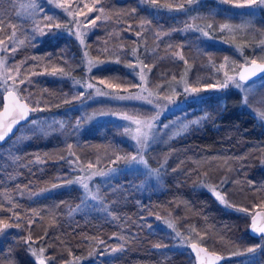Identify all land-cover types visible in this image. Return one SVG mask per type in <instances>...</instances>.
<instances>
[{
  "label": "trees",
  "instance_id": "16d2710c",
  "mask_svg": "<svg viewBox=\"0 0 264 264\" xmlns=\"http://www.w3.org/2000/svg\"><path fill=\"white\" fill-rule=\"evenodd\" d=\"M9 1L0 0V38L8 33L7 22L13 20ZM182 1L185 0L172 2ZM209 2H203L201 8H209ZM97 6L104 9L107 17L96 22L95 29L85 38V46L90 53H98L95 47L102 46L103 41L110 46L100 50L98 58L102 64L93 71L108 82L120 84L127 81L130 74L123 63L125 56L119 55L114 59L118 56L117 43H122L125 48L135 45L137 25L147 18L148 11L137 0H99ZM171 20L168 15L166 18L162 16L158 22L166 28ZM218 20L232 25V32L222 31V38L234 43L245 55L249 54L255 42L251 41L250 45L240 43L243 37L246 40V30L252 27L264 30L262 16L244 18L221 14ZM57 21H64L63 17L54 22ZM20 23L19 31L25 34L26 39L16 48L11 61L21 62L23 72L61 70L70 71L73 75L81 72L83 62L73 37L68 39L62 34H47L29 39V22L23 20ZM172 36L174 44L181 42L177 32H173ZM182 50L190 51L188 46L182 47ZM140 52L143 61L151 67L152 79L164 83L176 80L186 66L170 56L160 58L157 54ZM260 52L254 53L261 56ZM226 53L227 50L220 47L205 49L199 51L196 58L187 59V63L192 71L200 59L212 55L220 60ZM35 79L29 95L34 101L39 97V105L45 108L44 116L52 114L58 107L69 106L74 95L70 80L53 77ZM223 96L219 100L207 98L201 107L205 112L201 124L163 147L162 151H171L166 161L164 188L149 193L138 203L130 195L135 190L126 191L128 184L123 182L120 184L122 187L119 186V190L110 195L108 206L113 216L108 219L94 213L69 214L70 209L81 200L82 190L75 184L35 199L26 192L69 179L71 175L65 155L70 150L76 151L84 161L94 159L101 151H108L107 147L116 151L115 142L107 135L109 129L100 132V127H97L94 134H82L80 140L74 142L71 138L64 140L60 134L43 133L37 129L19 136L30 125V120L19 126L17 132L0 145V219L20 225L19 228L13 226L0 238V264H36L24 243L29 235L34 245L46 249L42 256L49 264H63L77 257H86L92 252H99L105 245H120L123 248L111 260L100 257L96 264H192L193 256L188 248L189 254L161 248L168 244L169 237L163 230L151 231L145 227L144 221H151L146 218L149 214L171 215L182 231L187 230L193 239L201 242L199 244H205L216 253L229 254L234 247L243 249L261 242L262 247L258 248L255 257L227 256L219 264H264V240L261 236L249 234L250 215L237 210L247 208L253 212L260 209H253L254 204L264 203V167L260 164L264 160V122L240 108L238 93L227 92ZM1 103L0 97V106ZM75 113L72 110L70 115L64 116L71 118ZM203 176L213 183L223 181L221 191L232 208L216 201L197 184ZM18 190L24 193L17 194ZM16 214L19 215L18 221ZM29 221H32L31 225Z\"/></svg>",
  "mask_w": 264,
  "mask_h": 264
},
{
  "label": "rangeland",
  "instance_id": "374dc122",
  "mask_svg": "<svg viewBox=\"0 0 264 264\" xmlns=\"http://www.w3.org/2000/svg\"><path fill=\"white\" fill-rule=\"evenodd\" d=\"M142 6L147 9V18L139 22L138 30L134 33V38L137 42L132 47H124L122 43H117L118 49L116 50L117 55L114 59L119 58L121 55L125 56L123 63L127 67L130 76L127 81L120 84L111 83L106 81V79L95 75L93 70L98 69V67H92L89 71V64H96L99 62V66L102 61L98 58L100 50L109 49V45H105L104 41L102 46L98 45L95 47L98 53L88 52L86 48L85 38L86 36L95 29L88 21H84L82 15H76L75 18L69 16L63 11L62 8H57V3H65V6H71L73 12L77 11V6H79V11L87 13V9L83 7V4L87 3L89 6L95 3L91 0H54L53 3L49 4L46 0H36V3L42 7L45 11L43 13L37 12L35 15V23L31 18L32 9L30 4L32 0H10L11 13L13 14V20H9L6 24L8 33L0 40H4L5 44L0 45V73L5 75H12L16 77V83L19 86V95L24 99L31 108L37 109L31 112V119L29 121V126L19 133V136L28 135L31 130H39L43 133H55L60 134L64 140L74 139L79 141L82 134L92 135L95 133L96 128L100 127L99 130H107L108 137L118 149L116 151L106 149L108 151H101L94 159L82 160L78 156L76 151L70 150L66 156V162L68 163V170L71 176L70 178L55 183L53 185L38 188L37 190L26 192L31 198L39 197L48 193H52L60 188L68 187L70 184L67 183L69 180L81 179L89 185V191L91 194H95L98 199L92 200L91 197L87 200L84 199L85 193L82 184H76L82 190L81 200L76 203L69 211L70 215L75 213H94L97 215H102L105 218H112L110 212L111 196L113 191L119 190V186L122 187L123 182H126L127 187L125 190L133 189L134 194H130L135 197L136 202L142 201L146 198L149 193L158 192L165 186L164 174L166 169V161L169 158L171 151H162L163 147L170 145L171 140H175L179 137H183L185 134L190 133L191 130L197 128L201 122L204 120L205 112L202 110V104L208 99H222L227 92H236L240 96L239 106L242 109L250 111L257 120L264 122L260 119V114L264 113V87L261 84L264 83V77L255 79V83L252 85L253 91L248 94V104L245 105L242 102V97L245 95L244 92L235 88L234 86H229L226 89H209L206 86L208 84H218L224 80V71H227L230 76H235L237 70L245 62V60L264 58V30H258V28H249L246 30V40L243 37L242 45H250L251 41L254 42V47H252L249 54H243V51L235 46L234 43L224 40L222 38L221 25L229 24L227 21L220 22L218 16L221 14L227 15L228 17H264V8L258 9L253 15H248L249 9L247 8H237L234 7L235 0H229L228 3H223L222 0H208L210 1L209 8H201L200 6L203 2L206 3L207 0H196V2L189 5V0H185L179 3L172 2L171 0H155V4L151 0H137ZM181 5L184 8H181ZM96 7L98 8L97 4ZM255 7V6H253ZM159 9V10H157ZM190 9V11H186ZM47 15H55L60 19L63 17L62 22H56L61 24V28L57 30L55 27L52 28L48 34L56 35L62 34L66 38L73 37L75 43L77 44L78 54L82 58L81 72L78 75H73L70 71H39L25 73L22 69V63L19 61H11L13 57L12 48H17L24 42L25 34H21L19 28L21 29V23L23 20H27L29 24L27 29L29 35L27 38L31 39L41 38L39 33H33L32 29L37 24L43 28L47 21L43 20L42 17ZM97 15L100 19L97 22L106 19V14L103 12H92L88 14L89 21L95 18ZM171 17V23L168 27L163 28V23L158 22L161 17L166 16ZM147 22H150L147 23ZM211 24L213 27L209 29L207 25ZM12 25H16L15 31L16 36L12 37L13 28ZM186 25H192L193 28L189 31H180L184 29ZM231 25V24H229ZM232 26V25H231ZM71 28L74 33H81L83 42L76 35L70 34L68 29ZM199 28L203 31L209 32V36L205 37L201 32L195 29ZM47 31V29H45ZM173 32H177L178 36L182 39L180 43L174 44L172 40ZM220 32V33H217ZM224 33H230L232 31L223 30ZM139 33V35H138ZM217 33V34H216ZM150 37H153L150 39ZM26 39V38H25ZM150 40V41H149ZM175 46H174V45ZM173 45V46H172ZM188 46L190 51L182 50V47ZM216 47L223 48L227 50L228 53L223 54L220 60H216L215 56H208L205 59H200L198 64L194 67L192 71L189 67V58H196L202 50L205 49H215ZM7 48V51L3 49ZM140 50H143V54H157L160 58L164 56H170L177 60L183 62L182 74L176 79L163 81L152 79L151 67L143 61V55ZM260 50L261 56H257L256 53ZM97 53V54H96ZM183 56V59L180 56ZM227 57V62L225 61ZM78 58V56H77ZM133 67H129L128 65ZM225 64L226 67L223 70H219L220 65ZM146 66V67H145ZM19 68V75H17L16 69ZM60 72V73H59ZM141 75L144 76V81H141ZM190 75V76H189ZM37 77H53L58 80L68 79L71 82L73 89V97H71V102L69 106L58 107L52 114L47 113L46 116L45 108L40 104L39 97L35 99L31 98L30 87L35 84V78ZM3 77L0 76V80ZM23 79L24 84H19V80ZM103 80L104 83L101 84L100 81ZM30 81V82H29ZM8 85L12 84V81H7ZM87 83H92L95 88L88 89L85 87ZM187 83L190 86H195L201 88L198 93H184V86ZM101 89L104 92L118 93L120 95L133 94L136 96H142L145 99H113L110 96L99 95L96 89ZM175 89V92L173 91ZM72 93V92H71ZM84 93L83 96L80 94ZM149 93H152L149 96ZM91 94V95H89ZM173 96L175 103H168L164 97ZM148 99L153 100L152 104L147 102ZM75 111V115L71 118L65 117L64 115H70V111ZM66 111V114H65ZM159 113L158 119L154 121V128L151 130L150 135L154 136L155 139L149 140V146L143 151L138 152L136 141L132 139L137 128V125L132 123L131 120H125L122 117L124 115L132 116L134 119L147 120L156 116ZM200 120L197 125H190L187 130L180 132L182 124H187L189 121ZM37 121L36 125L31 124V121ZM164 125H169L165 128ZM142 130L148 131V129ZM87 132V133H86ZM131 133V134H130ZM179 133V134H177ZM175 134V135H174ZM120 149V150H119ZM119 150V151H118ZM142 155L147 165L143 164H128L124 159L116 160L117 156L120 157H131ZM110 158V160H108ZM69 161H74L76 163L70 164ZM91 162L93 168L89 169L88 164ZM260 164L264 167V160H261ZM116 169L109 177L94 176L89 179L91 173L94 171H105L109 169ZM149 170H158V174H149ZM117 182V183H116ZM223 181L220 180L218 183H213L205 176L198 180V185L206 191H208L219 203L221 200L217 197L215 193H219L223 196L224 200L226 198L221 191ZM24 191L18 190L17 194H23ZM138 194V196H136ZM113 200V198H112ZM222 205L229 206L232 208L231 204L226 201V203H221ZM239 209V208H238ZM251 211V210H249ZM240 212V211H238ZM245 214L244 212H240ZM241 214V215H242ZM146 218H150L151 221H144L145 227L148 230H163L167 237H169V242L163 245L161 248H168L170 250L177 251H187V245L190 241H195L201 243L198 239L192 237L187 230H183L180 226L175 224V220L171 215L166 214H149ZM171 223L173 227H169L168 224ZM249 223V222H248ZM11 224V223H10ZM11 227L9 229H13ZM9 229L0 233V238L3 237ZM177 233H180L177 236ZM204 247L205 244H203ZM261 245V242L249 246L246 248H236L234 247L232 252L229 254H220L215 251H209L220 255L222 258L227 256H241L244 259L253 258L258 253H249L247 251L250 247H256ZM32 243V250L38 251L39 246ZM122 249L120 245L108 247L102 246L99 252H92L86 257H77L75 259L69 260L63 264H96L100 261V257H106L105 259L111 260L118 252H112V249ZM258 250V248H257ZM189 254V253H188ZM34 257V256H33ZM43 257V256H42ZM35 258V257H34ZM44 258V257H43ZM36 260V258H35ZM37 264V261H36ZM46 264L48 260H46ZM192 264H196L192 258Z\"/></svg>",
  "mask_w": 264,
  "mask_h": 264
},
{
  "label": "snow or ice",
  "instance_id": "6c2138e0",
  "mask_svg": "<svg viewBox=\"0 0 264 264\" xmlns=\"http://www.w3.org/2000/svg\"><path fill=\"white\" fill-rule=\"evenodd\" d=\"M47 3L51 4L54 2V0H46ZM151 2L153 3V5L155 4V0H151ZM196 2V0H189V5H191L192 3ZM223 3H228L229 0H222ZM99 3V0H95V3L91 6H89L87 3L83 4V7L87 9V13H84L82 11H79V6H77V11L73 12L71 6L66 7L65 3H57L56 7L57 8H62L63 11L65 13H67L69 16H72L73 18H75L76 15H82L84 17V21H88L92 26L96 25V22L100 19V16L97 15L95 18L91 19L89 21V17L88 14L96 11V12H103L104 9L102 7L97 8L96 4ZM255 6V7H253ZM30 7L32 9V14H31V18L33 20V22L35 23V15L37 12H41L43 13L45 10L40 7L37 3L36 0H32ZM234 7L237 8H247L249 9V12L247 13L248 15H253L258 9L264 8V0H235L234 2ZM181 8L183 9L184 6L181 5ZM159 10V9H157ZM186 11H190V9H187ZM133 12H135V9H133ZM43 20L47 21L48 23H46L44 25L43 28H41L38 24L33 27L32 32L33 33H39V35L44 36L47 35L48 32H50L52 30L53 27H55L57 30H59L61 28V24L59 23H55L54 21L56 19H58V17H56L55 15H47L45 14L42 17ZM150 24V22H147ZM250 23V22H249ZM207 27L209 29H211L213 26L211 24L207 25ZM13 28V32H12V37L14 38L16 36V25H12ZM193 28L192 25H186L184 29H181L180 31H189ZM221 30H228V31H232V26L229 24H224L220 26ZM45 29H47V31H45ZM198 32H201L202 35H204L205 37L209 36V32L207 31H203L202 29L196 28L195 29ZM70 34L76 35L78 38L81 39V42H83L82 39V34L81 33H74L72 32V29L69 28L68 29ZM139 35V33H138ZM35 38V37H33ZM5 41L4 40H0V45H4ZM4 51H7V48L3 49ZM16 51L15 48H12V52L14 53ZM181 59H183V56H180ZM227 57H225V61L227 62ZM118 62V61H117ZM0 63H4L3 61H0ZM185 63H187V61H185ZM129 67H133L131 64L128 65ZM92 67H99V62L96 64H92L90 62L89 64V71H91ZM146 67V66H145ZM226 65L225 64H221L219 70H223L225 69ZM17 71V75H19V68L16 69ZM0 76L3 77L2 80H0V97H2V102H3V111H0V142L5 141L6 137L9 135V133L12 132L13 127L18 125L21 121H24L27 119L28 115L30 112H34L37 109L35 108H30L28 103H24L22 102V98L19 95L20 89L18 84L16 83V77H13L12 75H5L4 73H0ZM255 77H264V58H261V60L258 62L257 59L253 58L250 60H245V62L240 65L239 71L237 72V74L235 76H230L228 74L227 71H224V80L219 82L218 84L214 85V84H208L206 87L209 89H215V88H219V89H226L229 86H234L235 88L241 90L242 92H244V96L242 97V102L247 105L248 104V94L250 92L253 91L252 85L255 83V81L253 80V78ZM11 80L12 84L8 85L7 81ZM141 81H144V76L141 75ZM30 82V81H29ZM25 81L23 79L19 80V84H24ZM101 84L104 83L103 80L100 81ZM86 88L88 89H92L95 88V85L92 83H87L85 85ZM261 87H264V83L261 84ZM173 91L175 92V89H173ZM201 91V88L199 87H195V86H190L187 83H185L184 86V93H198ZM97 94L99 95H105V96H110L113 99H145L142 96H136L133 94H128V95H120L118 93H109V92H104L101 89H96ZM81 96L84 95V93L80 94ZM91 95V94H89ZM152 93H149V96H151ZM165 100H167L168 103H175V100L173 98V96H167L164 97ZM147 102L149 104L153 103V100L148 99ZM159 113L156 114V116H153L150 119L147 120H140V119H134L132 116L129 115H124L122 118L125 120H131L132 123L137 125L136 131L134 134L132 135V139L136 141V145H137V150L138 152L143 151L145 148H147L149 146V140L150 139H155L154 136L150 135L151 130L154 128V121L156 119H158ZM260 119L264 120V113L260 114ZM33 125H36L37 121L33 120L30 122ZM200 123V120H195V121H189L187 124H182L180 132H183L185 130H187V128L190 125H197ZM144 129H148V131H144L142 130V127ZM165 128H168L169 125H164ZM179 134V133H177ZM175 135V134H174ZM71 147V146H69ZM124 159L128 164H143V165H147V162L144 160L143 156L140 155L139 159L137 158V156H131V157H120L117 156L116 160H121ZM70 164L72 163H76L74 161H69ZM88 168L92 169L93 168V164L91 162H89L88 164ZM115 171H117L116 169L112 168L109 169L107 172L105 171H94L91 173V176L89 177V179H91V177L94 176H100V177H109L111 176ZM149 174H158V170H149ZM67 183L72 184V183H76V184H82L83 189H84V193H85V197L84 199L87 200L89 198V196L91 197L92 200H97L98 197L95 194H91L89 191V185L87 183H85L83 180L81 179H77V180H69L67 181ZM217 195V197L221 200V203H226V201L224 200L223 196H221L219 193H215ZM256 208H260L262 209L261 211H253L250 212L249 209L247 208H239L237 209L240 212H244L248 215H250L251 217V228L250 230L261 236V239L264 240V203L262 204H254L253 205V209ZM16 220H19V215L16 214ZM32 221H29V225H31ZM17 227L19 228L20 225L19 223H14V224H10L5 220L0 219V233H3L5 230L11 228V227ZM169 227H173V225L171 223L168 224ZM180 233H177V236H179ZM200 239L202 240L203 237H200ZM24 243L28 246L29 249H31L32 247V243H34L32 241V237L31 235H29L28 237H26L24 239ZM100 243H103V241H101ZM191 248L196 252L197 258L200 262V264H214V262L216 260L221 259V257L217 256L216 254H209L207 252V249L198 246L197 243H191ZM156 247H160V245H156ZM262 247V245H257L256 247H250L247 249V251L249 253H254L257 251V248ZM118 250H122V249H116L113 248L112 252H116ZM46 249L41 247L38 251L36 250H32L31 254L36 258L37 264H46V259L42 257V254L45 253ZM201 254H204V257L206 258H201ZM50 259H54V258H49Z\"/></svg>",
  "mask_w": 264,
  "mask_h": 264
},
{
  "label": "water",
  "instance_id": "95a60500",
  "mask_svg": "<svg viewBox=\"0 0 264 264\" xmlns=\"http://www.w3.org/2000/svg\"><path fill=\"white\" fill-rule=\"evenodd\" d=\"M258 62H259V61H258ZM242 64H243V63H242ZM239 68H240V67H239ZM239 68H238L237 72L239 71ZM235 75H236V74H235ZM257 78H260V77H255V78H253V80H255V79H257ZM1 100H2V97H1ZM22 102L27 103L24 99H22ZM30 108H31V107H30ZM0 111H3V102L1 103ZM31 114H32V113L30 112L26 120L21 121L18 125H16V126L13 127L12 132L9 133V135L6 137L5 141H7L9 138H11V137L17 132L19 126H21V125L27 123V122L31 119ZM5 141L0 142V145H1L2 143H4ZM261 210H262V209H257V210H255V211H261ZM250 228H251V217L249 218L248 230H247V231L249 232V234H250L251 236H254V237H259V236H260V235H258V234L253 233V232L250 230ZM191 243H197L198 246L203 247V248H205V249H207V248L204 247L202 244H199L198 242H195V241H194V242H193V241H190V242L188 243V245H187V248H188L189 252L191 253L190 255L193 256L195 263H196V264H200V262H199V260H198V258H197L196 252H195V251L191 248V246H190ZM207 252H208L209 254H213V252L209 251L208 249H207ZM214 254H216V253H214ZM216 255L219 256V257H221V256L218 255V254H216ZM201 258H205V257H204V254H201ZM205 259H206V258H205ZM221 261H222V257H221V259L216 260V261L214 262V264H219V263H221Z\"/></svg>",
  "mask_w": 264,
  "mask_h": 264
}]
</instances>
